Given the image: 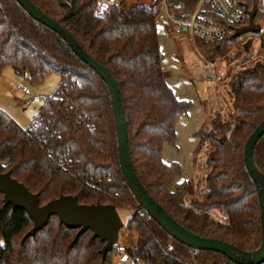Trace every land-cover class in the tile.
I'll return each instance as SVG.
<instances>
[{"label": "trees", "instance_id": "1", "mask_svg": "<svg viewBox=\"0 0 264 264\" xmlns=\"http://www.w3.org/2000/svg\"><path fill=\"white\" fill-rule=\"evenodd\" d=\"M65 27L79 45L111 73L119 87L129 135L134 171L147 192L179 224L194 234L231 244L245 252L262 242L261 209L256 185L244 163L250 135L264 120V63L234 74L230 90L235 115L226 122L217 116L209 131L194 133L197 150L210 145L209 172L203 198L185 202L187 182L178 162L163 160L165 145L175 146L176 125L193 107L176 96L163 69L158 39L159 1L127 2L95 15L100 0H31ZM246 11L258 0H232ZM200 0H167L174 19L190 17ZM206 16L222 18L208 8ZM256 24L264 26L257 11ZM172 23V22H171ZM242 26V27H243ZM233 30L220 40L204 41L215 61L244 44ZM261 49L264 51V30ZM247 36V35H245ZM11 67L42 84L51 74L61 81L27 129L0 110V172L39 196L41 206L61 196L81 205L127 208L132 216L124 229L137 235V244L115 245L104 259L105 243L91 230L77 240L78 229L62 225L57 216L35 237L25 238L33 222L24 210L6 206L0 194V264H115L127 254L130 264H235L227 257L196 251L172 239L142 206L127 184L119 162L118 134L110 91L105 81L84 63L56 32L36 21L16 0H0V71ZM253 160L264 175V136ZM216 211V214L212 212ZM264 264V263H262Z\"/></svg>", "mask_w": 264, "mask_h": 264}, {"label": "rangeland", "instance_id": "2", "mask_svg": "<svg viewBox=\"0 0 264 264\" xmlns=\"http://www.w3.org/2000/svg\"><path fill=\"white\" fill-rule=\"evenodd\" d=\"M157 27L158 39L163 52L162 67L169 74L167 81L179 97H184L193 104L189 115H184L176 125V145L169 146L171 154L173 153L172 158L174 156L175 162L181 165L182 181L187 182L188 188L185 202L190 204L203 198L205 179L209 172L206 161L212 151L210 145L200 151L197 150L198 140L194 137V132L209 131L211 120L219 115L223 122L235 115L230 80L234 74L252 68L258 63H264L262 40L257 35L242 36L244 44L250 41L247 50L244 49V44L240 43L226 55L215 60L217 63L216 80L211 85L206 84L208 86H206L202 102L194 80L196 74H202L205 68V61L199 57L198 50L206 60L210 61L206 45L179 30L176 24L168 20L162 9L157 18ZM262 30H264L263 25ZM60 81L57 74H51L42 84H37L29 75H18L11 67H6L0 71V110L22 129H27L40 110L43 98L52 95ZM24 88L28 90V93H25ZM202 89L204 90V86ZM212 213L216 214V211ZM118 214L126 224L132 216V211L122 208L118 209ZM137 240L135 233L121 229L118 244L122 248L135 246ZM116 260L117 257L114 258V262Z\"/></svg>", "mask_w": 264, "mask_h": 264}, {"label": "water", "instance_id": "3", "mask_svg": "<svg viewBox=\"0 0 264 264\" xmlns=\"http://www.w3.org/2000/svg\"><path fill=\"white\" fill-rule=\"evenodd\" d=\"M25 11L36 21L58 33L69 45L72 51L91 69H93L107 84L110 91L112 107L118 134L119 162L124 178L131 191L144 211L161 226L172 239L197 251H211L227 257L235 264H262L264 263V175L257 168L253 153L255 146L264 136V120L257 126L248 138L244 149V163L253 179L261 209L262 242L256 251L245 252L223 241L204 238L187 230L179 224L167 211L147 192L137 177L130 156L129 135L125 114L120 97L119 87L111 73L95 58L88 54L77 42L75 37L65 27L41 11L31 0H16ZM249 17L248 25L237 28L232 39L248 34H258L262 26L256 24L257 7L246 11ZM250 41L244 44L247 50ZM0 194L3 195L6 206L14 210H24L31 221L33 228L27 233L26 239L35 237L43 230L53 216H57L60 223L67 228L78 229L77 240L84 232L91 230L94 238L105 243L102 256L105 259L119 241V233L125 224L121 220L117 209L113 205H81L73 196H61L56 200L41 206L39 196L33 194L24 184L14 179L10 173L0 172Z\"/></svg>", "mask_w": 264, "mask_h": 264}, {"label": "built area", "instance_id": "4", "mask_svg": "<svg viewBox=\"0 0 264 264\" xmlns=\"http://www.w3.org/2000/svg\"><path fill=\"white\" fill-rule=\"evenodd\" d=\"M121 0H100L95 9V15L98 17L105 16L108 11L118 5ZM150 2L159 1L162 10L169 21L176 24L182 32L187 33L192 39H200L204 41H216L225 37L229 30L242 27L244 20L243 11L232 0H200L193 14L187 19L177 20L174 19L170 13L167 0H146ZM247 1V0H244ZM208 8L218 14L224 23H220L212 18H208L206 13ZM257 11L264 14V0H258ZM199 57L205 61V68L201 75L202 82L211 85L216 80V67L217 63L208 61L198 50ZM28 93L27 89H23ZM138 206H141L137 202ZM194 250L193 255H196ZM115 264H130V258L127 254L118 256Z\"/></svg>", "mask_w": 264, "mask_h": 264}, {"label": "crops", "instance_id": "5", "mask_svg": "<svg viewBox=\"0 0 264 264\" xmlns=\"http://www.w3.org/2000/svg\"><path fill=\"white\" fill-rule=\"evenodd\" d=\"M201 75L202 74H196V78H195V80H194V82H195V86H196V88H197V90H198V96L200 97V100L203 102V99H204V97H203V95L205 96V90L207 89V87L206 86H208V85H206V83H204V82H202V81H200L199 79H200V77H201ZM168 82V81H167ZM169 84V83H168ZM169 85H171V84H169ZM203 86H204V90L202 89L203 88ZM171 88H172V86H170ZM173 89V88H172ZM174 90V89H173ZM174 92H175V90H174ZM175 94H176V92H175ZM176 96L178 97V98H180V99H183V100H187L186 98H184V97H179L177 94H176ZM188 115H189V113H188ZM182 118V117H181ZM176 128H177V126H176ZM195 133V132H194ZM169 146L170 145H165L164 146V150H163V160L166 162V163H171V162H175V158H174V156H173V158H172V155H173V153L171 154V152H170V149H169Z\"/></svg>", "mask_w": 264, "mask_h": 264}]
</instances>
